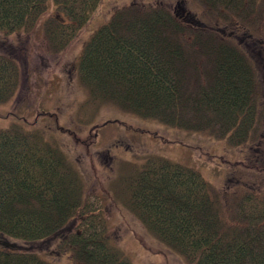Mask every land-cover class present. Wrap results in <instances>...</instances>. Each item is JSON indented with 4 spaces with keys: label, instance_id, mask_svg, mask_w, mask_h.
Wrapping results in <instances>:
<instances>
[{
    "label": "trees",
    "instance_id": "1",
    "mask_svg": "<svg viewBox=\"0 0 264 264\" xmlns=\"http://www.w3.org/2000/svg\"><path fill=\"white\" fill-rule=\"evenodd\" d=\"M52 1L55 14L45 22V34L57 49L72 42L101 2ZM206 2L239 18L256 3ZM47 3L0 0V36L33 29ZM195 29L188 48L169 10L115 11L91 34L78 58V76L89 91L80 109L88 112L111 102L139 117L209 131L239 146L256 122L257 55L243 53L226 36ZM198 55H207L213 65L212 73H203L205 82ZM19 73L15 54L0 42V103L14 94ZM23 127L0 129V264H133L103 229L94 228L92 222L102 221L85 205L82 180L65 153L38 130ZM119 167L116 197L170 250L192 264H264L263 164L248 171L251 189L234 195L231 223L223 219L217 194L193 169L162 156L143 163L127 160ZM238 182L244 185L240 180L232 186L245 188ZM78 219V229L70 228ZM52 238L67 246L59 253L66 262L31 248Z\"/></svg>",
    "mask_w": 264,
    "mask_h": 264
},
{
    "label": "rangeland",
    "instance_id": "2",
    "mask_svg": "<svg viewBox=\"0 0 264 264\" xmlns=\"http://www.w3.org/2000/svg\"><path fill=\"white\" fill-rule=\"evenodd\" d=\"M255 2L252 10L239 18L230 11L222 14L224 10L210 6L206 0H101L72 42L57 49L45 34V22L55 14L54 3L48 0L46 11L33 29L0 36V42L15 54L20 72L14 94L0 103V129L21 124L26 127L24 129L38 130L45 141L60 147L79 173L85 205L92 209L94 218L102 221V224L92 222L94 228L103 229L110 242L133 264L192 263L154 237L116 197L113 188L120 164L127 160L143 163L150 156H162L193 169L207 181L213 195L217 194L223 219L230 223L234 195L238 197L251 189L252 176L248 171L256 164H263L264 171V61L261 59L264 53V0ZM141 6H161L169 10L182 26L181 40L188 48L196 27L208 31L205 33L226 36L242 47L243 53L257 55L255 63L253 61L259 72L254 88L256 122L239 146H233L227 138L209 131L182 129L139 117L111 102L88 112L80 109L89 97L77 71L84 43L115 11ZM249 33L260 45L247 39ZM198 56L203 57L197 59V67L205 82L203 73H212L213 65L207 55L206 60L204 56ZM259 179V191L264 192V177L261 175ZM240 180L244 185L238 183L245 188H234L233 183ZM78 224L79 219L70 228L76 230ZM59 242L52 238L35 243L31 248L41 255L55 257L57 262L63 259L64 263L67 257L59 253L68 249Z\"/></svg>",
    "mask_w": 264,
    "mask_h": 264
},
{
    "label": "flooded vegetation",
    "instance_id": "3",
    "mask_svg": "<svg viewBox=\"0 0 264 264\" xmlns=\"http://www.w3.org/2000/svg\"><path fill=\"white\" fill-rule=\"evenodd\" d=\"M178 5V4H177ZM181 12H184V10L182 8H180ZM187 14V13H186ZM246 36L247 34L244 35L245 39H246ZM247 39H250V41H255V45H260V42L257 38H253V35L251 33L248 34V38ZM258 43V44H257ZM245 44L248 46L246 40H245ZM256 46V47H257ZM260 52H262V50H260ZM264 66V65H263Z\"/></svg>",
    "mask_w": 264,
    "mask_h": 264
}]
</instances>
